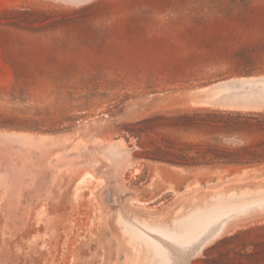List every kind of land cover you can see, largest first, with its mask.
Instances as JSON below:
<instances>
[{"label":"rangeland","instance_id":"rangeland-1","mask_svg":"<svg viewBox=\"0 0 264 264\" xmlns=\"http://www.w3.org/2000/svg\"><path fill=\"white\" fill-rule=\"evenodd\" d=\"M247 78L226 96L203 89ZM262 80L264 0H0V264H158L119 211L174 231L214 193L246 190L167 251L185 264L184 249L219 230L190 264H264V161L152 158L171 141L264 147V131L153 126L204 107L264 114ZM119 140L129 150L107 153Z\"/></svg>","mask_w":264,"mask_h":264},{"label":"trees","instance_id":"trees-1","mask_svg":"<svg viewBox=\"0 0 264 264\" xmlns=\"http://www.w3.org/2000/svg\"><path fill=\"white\" fill-rule=\"evenodd\" d=\"M244 85L234 84L221 89L219 93L225 92L226 96L236 92L237 87H243ZM203 110L204 112L195 110L193 113H189L185 111L176 117H164V121L153 126L164 125L183 129L197 128L225 134L245 130L264 131V114L261 112L210 109L209 107H204ZM156 117L162 118L163 116ZM152 158L180 166L248 164L264 161V147L261 146V143L232 147L217 146L208 142L176 143L171 141L167 148L158 150ZM255 254V251H251L247 254V257L250 258Z\"/></svg>","mask_w":264,"mask_h":264},{"label":"bare ground","instance_id":"bare-ground-1","mask_svg":"<svg viewBox=\"0 0 264 264\" xmlns=\"http://www.w3.org/2000/svg\"><path fill=\"white\" fill-rule=\"evenodd\" d=\"M241 83L239 84H245V83H250L252 81V79H240L238 80ZM264 82V80H262ZM235 83H228V84H219V85H212V86H208L205 87L203 89L211 92H217L219 93V91L221 89H224L228 86L234 85ZM230 108H233L235 106H232V104H227ZM243 106V105H242ZM4 134V133H3ZM5 136H8L6 134H4ZM9 137V136H8ZM8 139V138H7ZM3 140V139H2ZM8 143V142H7ZM7 143H5L4 141L0 140V145L3 146L4 145H8ZM37 143V142H36ZM12 144V146H14V143H10ZM16 144V143H15ZM127 147V146H126ZM128 148V147H127ZM105 149V148H104ZM106 149H107V153L109 154H118L121 155L124 152H127L129 149L126 150L125 148V144L123 141L119 140V141H113V142H109L106 145ZM101 150V149H100ZM97 150V151H100ZM96 151V152H97ZM84 152V151H83ZM99 153V152H98ZM16 154V153H15ZM100 155V154H99ZM126 155V154H125ZM97 157V156H96ZM122 157V156H121ZM118 158V157H117ZM116 158V159H117ZM101 159V158H100ZM112 159V158H111ZM119 159V158H118ZM47 160V159H46ZM51 160V159H50ZM53 160V159H52ZM49 161L50 163L53 161ZM98 160V159H97ZM104 160V159H103ZM94 161V160H93ZM115 161V160H114ZM113 161V162H114ZM55 162V160H54ZM100 163V162H99ZM102 163V162H101ZM27 164V163H26ZM107 164V163H106ZM117 164V162H116ZM99 165V164H98ZM109 167V165L107 166ZM119 167V166H118ZM104 168V167H103ZM110 169V168H109ZM167 169V168H166ZM110 171V170H109ZM104 173V172H103ZM116 173V172H115ZM107 174V173H106ZM113 174V173H112ZM33 175V173H32ZM117 175V174H116ZM34 176V175H33ZM114 177V176H113ZM114 179V178H113ZM108 181V180H107ZM119 183V180H118ZM112 184V183H111ZM107 185V184H106ZM119 186V185H118ZM121 186V185H120ZM106 188V187H105ZM114 188V187H113ZM116 188V187H115ZM112 189V188H111ZM118 189V188H117ZM121 189V188H120ZM114 190V189H113ZM116 190V189H115ZM105 192V191H104ZM247 194H249V191H243L239 194H233V192L231 193H221V192H217L214 193L212 195L211 198H214V200L212 201V203L210 205L203 204V206H198L195 208V210H193L191 213H189L187 219H185L184 222L182 221H177L175 223L174 227V231H170L169 229H162L160 230L159 228H168L165 227L163 225L157 224V223H152V222H148L144 219H141L139 222L125 218L126 216H124V214H117V222L119 225H121V228L123 230V232L128 233L127 239L133 244L134 247H138V248H142L145 250L147 256L149 255L150 257H158L160 262L158 264H175V260L174 258L172 259L171 254L167 251V246L171 243H175L174 239L172 240V238L175 237L176 232L180 231V229L185 228V227H197L200 226L202 224V222L204 221L203 219L205 218V216L207 215H212L214 214V216H216L217 220L220 217H224V215L226 216V214L229 212L230 208H233L234 206L241 204L243 202H245L246 200H251L252 197H247ZM105 195V194H104ZM115 195V194H114ZM257 195V194H256ZM260 195V194H259ZM123 196V195H122ZM261 196H264V193L261 192ZM107 197V196H106ZM116 197V196H115ZM258 198V197H257ZM255 199V198H254ZM260 199V198H259ZM110 200V198H109ZM261 200V199H260ZM107 201V200H106ZM111 202V201H110ZM113 202V201H112ZM263 202V201H262ZM251 203V202H250ZM249 203V204H250ZM252 204V203H251ZM255 202L252 204L254 205ZM128 205V204H127ZM242 205V204H241ZM247 205V204H245ZM244 207H247L245 206ZM260 205L262 206V204L260 203ZM115 206V204H114ZM124 206V205H123ZM251 206V205H248ZM257 206V205H256ZM238 207V206H237ZM259 207V206H258ZM131 208V207H130ZM241 207H239V209L237 208L236 213L238 210H240ZM134 209V208H133ZM235 209V208H234ZM245 208H241V210H243ZM259 209V208H258ZM261 209V208H260ZM112 210V209H111ZM120 210V209H119ZM127 210V209H125ZM232 210V209H231ZM230 210V211H231ZM250 210V209H249ZM129 211V210H128ZM228 211V212H227ZM248 211V210H247ZM126 212V211H125ZM231 212H234V210H232ZM243 212V211H242ZM242 212H240L242 214ZM250 212V211H248ZM246 212V213H248ZM234 213V214H236ZM239 213V214H240ZM244 213V214H246ZM128 214V212H127ZM233 215V213H231ZM124 217H123V216ZM238 215V214H236ZM230 216V214H229ZM115 217V216H114ZM227 217V216H226ZM215 220V219H214ZM213 220V222H214ZM215 220V221H217ZM212 221V220H211ZM211 221H209L208 223H211ZM218 223V221L216 222ZM215 224V222H214ZM208 225V224H207ZM212 226V225H211ZM205 227V226H204ZM203 227V228H204ZM188 229V228H187ZM201 229V228H200ZM153 231H159L161 233V236L164 235V237H160L159 234L158 236L156 235V233L154 234ZM197 231H201V230H197ZM188 232V231H187ZM190 233V232H189ZM194 233V232H193ZM219 233V230L210 232V233H201L199 235V238L197 240H195V242L190 245L195 247V254L199 253L201 251V249L211 240H213ZM195 236V233L192 234V236ZM191 236V235H190ZM186 238H187V233H186ZM184 238V240L186 239ZM183 240V239H180ZM179 240V243H181V241ZM188 241V238L187 240ZM184 242V241H183ZM169 245V246H170ZM183 245V243H182ZM168 246V248H170ZM188 248V247H187ZM184 249V250H187ZM171 249V248H170ZM185 252V251H184ZM185 257V256H184ZM183 257V258H184ZM185 264H190L189 262V256L187 257L186 263Z\"/></svg>","mask_w":264,"mask_h":264},{"label":"water","instance_id":"water-1","mask_svg":"<svg viewBox=\"0 0 264 264\" xmlns=\"http://www.w3.org/2000/svg\"><path fill=\"white\" fill-rule=\"evenodd\" d=\"M232 80H220V81H218V82H216V83H213L212 85H219V84H228V83H230ZM212 85H210V86H212ZM195 247H193V246H190V247H188L187 248V255L190 257V256H193L194 254H195Z\"/></svg>","mask_w":264,"mask_h":264}]
</instances>
